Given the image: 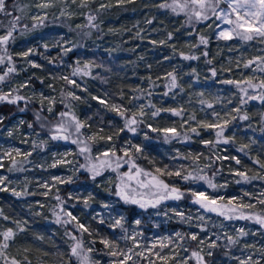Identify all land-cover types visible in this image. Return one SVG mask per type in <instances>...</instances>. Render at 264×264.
Here are the masks:
<instances>
[{
  "label": "trees",
  "instance_id": "1",
  "mask_svg": "<svg viewBox=\"0 0 264 264\" xmlns=\"http://www.w3.org/2000/svg\"><path fill=\"white\" fill-rule=\"evenodd\" d=\"M19 2L29 0H16L15 6L10 8L12 14L20 17V23L9 43L0 46V53L11 57L8 67L15 71L4 74L0 96H8L9 100L17 96L23 99L14 103L0 100V141L6 138V126L13 119L22 118V126H28V138L40 143H32L34 151L23 160L26 165L22 172L27 175L36 167L33 163L38 161L43 148L60 142V139H52V135L68 133V143L79 156L81 171L77 172L75 180L55 182L44 192H37L43 201L38 211L29 203L36 196L23 187L24 175L21 195L0 189V246L8 245L0 247V264L13 260L17 264H38V261L103 264L115 247L123 244L118 236L126 237L122 225H109L94 214L100 209V202L108 198L113 200V208L126 217L125 221L138 219L145 231L154 227L179 229L180 245L189 264H201V259L192 255L198 253V235L192 240L190 230L185 231L179 220L168 215L155 225L154 209L145 212L122 203L113 195L112 178L105 180L106 175H101L91 180L94 173L89 168L97 164L100 155L111 161L122 155L124 161L132 159L152 171L159 168L160 173L166 175L177 167L183 169L182 175L187 168L192 172L202 166L216 185V193L225 196L236 193L245 197L246 191H254V183L264 186V167H261L264 164V101L259 99L264 94V88L259 87L264 80V43L259 37L248 41L235 35L230 40L216 39L215 17L205 22L195 19L190 22L188 17L194 6L189 3L183 11L179 8L173 11V0H87V6L76 16L57 22H52L48 16L42 18V23L35 20V24L17 9ZM102 4L106 7L101 8ZM89 15L96 19L87 25ZM7 16L0 14L3 25L0 33L8 31ZM202 36L208 41L206 45L200 43ZM69 48L71 51L65 52ZM26 52L29 54L24 56ZM193 56L197 58H184ZM249 61L253 63L244 67ZM169 73L176 77L175 88L171 87ZM229 80L240 83H225ZM249 80L257 87H249L246 83ZM17 82H21V86L16 85ZM51 84L57 88L58 96L49 112L38 92ZM241 89H246L247 95ZM70 92L79 99L69 96ZM249 96L257 99H249ZM242 99L246 103H242ZM112 105L127 109L129 118L143 106L145 114L137 115L136 119L142 122L133 125L135 132L125 127V118L111 110ZM62 109L84 125L80 133L54 132L53 126L61 123L57 114ZM156 109L161 111L153 116ZM164 109H175L181 114L174 115ZM37 114L41 121L36 119ZM193 116L195 118L190 119ZM244 116L247 119L241 118ZM225 121H228L227 126L219 138L216 135L219 129L200 126L203 123L223 125ZM42 122L46 127L40 126ZM166 128H175L176 135L165 134L162 129ZM191 128H196L199 134L191 132ZM224 139L229 142L224 143ZM122 144L131 148L127 155L122 153ZM137 147L141 151L138 152ZM82 148L88 151L82 152ZM6 162L4 170L12 174ZM118 163L120 161L116 160V165ZM126 163L122 165L121 161L123 167ZM235 168L248 179L237 173L233 175ZM108 169H113L111 164ZM50 171L39 168L36 172L47 174ZM161 178L168 185L177 183L184 194L179 202L192 207L190 182L176 175H161ZM87 181H93L95 196H87L84 188ZM200 186L209 185L202 181ZM67 210L78 221L68 216ZM208 214L218 218L214 213ZM235 216L236 221H246L236 213ZM79 222L84 228H80ZM202 224L206 225L203 220ZM9 229L14 235L5 241L2 234ZM105 240L110 242L108 246L103 243ZM78 242L82 247L77 250L78 255H73L71 249ZM229 250L218 245L210 247L202 251L201 261L220 264L230 260Z\"/></svg>",
  "mask_w": 264,
  "mask_h": 264
},
{
  "label": "rangeland",
  "instance_id": "2",
  "mask_svg": "<svg viewBox=\"0 0 264 264\" xmlns=\"http://www.w3.org/2000/svg\"><path fill=\"white\" fill-rule=\"evenodd\" d=\"M15 2L16 0H12L11 2L6 0L7 12L11 13L10 8L13 5L15 6ZM41 3H49L50 6L46 8L37 7V5ZM80 3L81 0H75V2H73V0H29L28 3L19 2L16 6L22 15L32 20L35 24L40 20L34 19L35 17L43 18L49 16L52 22H57L61 21L64 17L76 16L83 8L80 6ZM220 8L228 10L227 3H221ZM50 9L52 11L48 13V10ZM15 17L19 16L11 13V15H8L5 18V21L9 24V22ZM231 18L235 20V15L233 14ZM35 20L37 21L34 22ZM19 23L20 17L17 27ZM89 24L88 21L87 25ZM218 24L220 25V28H217ZM230 27L234 26L222 23L215 19V38L220 39L218 38V32L220 29H227ZM6 32L7 31H3L0 35H5ZM259 38L264 43V38ZM2 49L4 50V47H2ZM0 57L3 58V62L0 63V76L4 77V74L8 73L10 61L8 59L9 57H5L3 53H0ZM1 81L2 80H0V82ZM18 83L21 86V82L15 84L17 85ZM5 92L8 93L9 89H6ZM38 94L44 99L43 102L46 109L49 110L57 99L58 91L57 88L51 84L47 86L46 90L39 89ZM2 96L4 95L2 94ZM64 112H67L69 115L64 118L60 117V113ZM57 116L61 123L65 124L67 131H72L69 133L72 134L77 132L75 121L71 119L72 116L68 111L62 109L58 112ZM22 122L23 120L20 117L13 119L5 128L6 138L0 141V177L4 178L3 183H0V189L9 190L13 193H21L23 189V181L21 182V179L22 175H24L25 182L23 187L26 188L29 194L36 196L34 199L30 200L29 203L31 206H35V209L38 211L41 210L43 201L38 198L39 194L37 192H44L51 185H54L55 182L66 183L75 180L77 172L81 171V162L79 161V156L76 155L75 149L68 143V140L60 139V142L57 144H52L51 146L46 145L47 147L43 148L42 152L38 154V161L35 160L33 163L38 169L35 167L30 174H23L22 171L26 165V162L23 160L28 159L29 154L34 151L31 146L32 143H40L37 141L35 142L34 140L31 141V139L28 138V126L26 125V128H24ZM68 135V133H65L62 136ZM123 145L124 144H122L121 150L123 155H125V153H128L131 148ZM17 151L19 152V155L17 154ZM105 153H107L106 149L104 150V155ZM214 153V156L218 154L216 150ZM169 155L167 157H169ZM108 158L109 157L107 156L100 155L99 161L96 162L97 164H94L100 174L95 175V177L93 174L90 176V179L93 180L101 175H106V177H104L105 180H109L107 178L111 177L114 182L113 195L116 199L118 198L126 205H132L136 209H141V211L146 212L148 209H154L153 214L157 216V219L153 221V223H156L155 225L167 215L179 220L184 225L185 231L190 230L191 236L198 235V253L200 257L201 254H203L202 251L205 252L209 250L210 244L215 242L216 246L218 245L230 249L228 255L230 260H224L220 264H240L241 261H245L246 264H264V226H261V224L257 223L255 220V217L257 216L264 217V186L254 183L252 186L254 191H246L245 197L242 194L236 193L225 196L224 194L216 193L213 187L204 186L200 188V183L202 181L189 180L188 182L191 183V188L189 189L193 192H203L208 197L216 200L217 206L226 213V215H220L218 212L208 211L195 203L194 200L196 197L193 195L191 196L192 207L181 204L179 199L172 198L161 200L159 203H156L158 197L162 193L160 189L155 186L153 178L155 177L158 180L166 181L161 178V175H169H166L165 173L161 174L160 172L152 171L148 168L137 165L132 159L124 161L122 155L115 157L116 160L120 161V163H118L119 167H117L118 164L116 165L115 159L111 161ZM5 161H7V169L11 168L12 174L9 172L8 174L6 170H4ZM14 161L15 163H13ZM103 161L107 163H104ZM121 161L122 165L127 162L125 167L121 165ZM110 164L113 169H108ZM133 164L135 167L132 166ZM39 168L47 171L55 169V171H50L47 174L41 172L37 173L36 171L39 170ZM162 169H164V172L167 170L165 167ZM26 170L28 171L29 169L26 168ZM176 171L181 172L183 169L177 167L174 172ZM185 172L186 173H182V175H187L189 173H192L193 175H207V170L202 166H199L197 170H193L192 172L191 168H187ZM238 172L239 171L235 168L231 173L234 175ZM91 183H93V181L84 182L87 186L84 185L87 196L96 195L92 192L94 187L91 186ZM98 183H100V181ZM169 185L178 188L177 183L171 182ZM121 190L131 198L141 202H147L148 206L141 208L138 204L126 202L120 195H117V192ZM152 204H155L156 206L153 207L151 206ZM100 205V209L94 211L97 219L105 220L109 225H114L116 220H121L123 233L126 237L123 238L122 235L118 236L119 241H122L123 244H118L113 251H117L118 253L122 251L126 253L130 257V259L127 260V264H189L185 251L180 245L181 237L180 235L177 236V233L180 231L179 229L170 230L168 227L156 229L154 227L153 229L145 231L140 223H136L138 219L132 218L129 222L125 221L126 217L122 216L118 210L113 208L114 203L111 198L102 200ZM244 205H251V207H244ZM158 207L160 208L159 212ZM229 209H232V211H229ZM208 212L218 215V218L212 217ZM56 213L57 212H55V214ZM68 213L71 212L67 210V214ZM235 213L238 216L245 215L253 218L246 219V221H236L233 219V217H236ZM70 217H75L74 220L78 221V218L75 215L71 214ZM227 217L232 218L229 219ZM202 220L206 225H201ZM79 223L80 225H83L81 222ZM240 229H243L247 234L241 236L239 234ZM227 237H232L235 242L229 243ZM123 259V256L111 255L108 256L103 264H116V262ZM200 262L203 264L201 260ZM37 263L47 264V262L44 263L42 261H38ZM8 264L12 263L9 262ZM48 264H54V261Z\"/></svg>",
  "mask_w": 264,
  "mask_h": 264
},
{
  "label": "snow or ice",
  "instance_id": "3",
  "mask_svg": "<svg viewBox=\"0 0 264 264\" xmlns=\"http://www.w3.org/2000/svg\"><path fill=\"white\" fill-rule=\"evenodd\" d=\"M73 2H75V0H73ZM121 2H123V0H121ZM227 3L228 5V10L222 9L220 8L221 3ZM189 3L191 5H193L194 7L191 10V15L188 17L189 21L191 22L193 19H195L196 22H205V21H209L212 20L213 17H215L216 20L221 21L222 23H226L228 25H233L234 27H230L227 29H220V31L218 32V38L220 39H225V40H230L233 38V36H238L240 39L248 41V40H252L254 38V36H259L261 38H264V0H185V3L181 4L179 3V0H173V4L175 5V7H172V5H168V7H172L173 11H176L177 8H179L181 11H183L185 8L188 7ZM50 4L49 3H41L39 5H37V7L39 8H46L49 7ZM81 7H86L87 6V0H81L80 3ZM163 6V5H162ZM106 7V5H101V8ZM230 10V11H229ZM0 13H3L5 15H11V13L7 12L6 10V0H0ZM63 14V13H62ZM235 15V20H233L231 18L232 15ZM34 19H40L41 23L43 22L42 18L40 17H35ZM89 23L91 24L92 21H94L96 19L95 16L89 15L87 17ZM19 22V17H15L13 18V20H11L9 22V26H8V31L6 32L5 35H0V46H6L9 41L13 38V32L16 30L17 24ZM35 26V25H34ZM93 27H95L94 24H92ZM0 27H3L2 24H0ZM217 28H220V25H217ZM171 35V34H170ZM200 43L202 44H207L208 41L206 38H204L203 36L200 38ZM5 51H6V47H5ZM29 51H32L31 49ZM71 51V49H65V52ZM29 53H23L24 56H27ZM185 59H196L197 57H184ZM9 61H11V57L8 58ZM3 62V58L0 57V63ZM253 63V61H249L248 63H246L244 65V67H249L251 64ZM36 66V65H34ZM15 71L14 68H9L8 72H13ZM78 71V70H77ZM262 71H264V69H262ZM76 72L73 73V75H75ZM5 75H7V73H5ZM171 78H172V82H171V87L175 88L177 87V83H176V77L173 76L172 73L168 74ZM213 75H215V71H213ZM4 77L0 76V80H3ZM64 79H68L67 77H65ZM70 83L75 84V81H69ZM225 83H236L239 84L240 82L238 81H225ZM248 84L249 87L255 88L257 87L256 85H253L251 83V81H247L246 82ZM78 86V85H77ZM260 88H264V80H262L259 84ZM242 92L245 93V95H247V90L246 89H241ZM167 95V93H165ZM69 96H72L73 99H79V97H76L73 93H69ZM249 99H257V97L255 96H249ZM23 99V97H15L12 100L8 99V96H0V100H8V102L10 103H14L16 102V100H20ZM259 99L264 101V94H261L259 96ZM101 103H105V101L101 100ZM242 103H246V101H244L242 99ZM211 106V105H209ZM154 107V106H153ZM24 109H21V111H23ZM111 110L116 111L117 114H119L121 117L125 118V127L128 128L129 131L135 132L136 128L133 127V125H136L138 122H142V121H138L136 119L137 115L143 116L145 113L143 111V106L140 107V111L139 113H135L133 112L131 114V118H129L126 115V112L128 111L127 109H121L119 107H117L116 105H112L111 106ZM161 111V109H156L152 115H158L159 112ZM164 111H171L173 112L174 115H180L181 112L175 109H164ZM49 112H51V109H49ZM69 114L67 112L64 113H60L61 117H65L68 116ZM218 115V114H216ZM195 117H190V119H194ZM242 119H247V116L241 117ZM36 119L38 121H41V117L39 116V114H37ZM73 121H75V128L76 131L79 132V130L84 126L80 121H78L76 119L75 116H73L71 118ZM228 121H225L223 125L218 124V123H212V124H208V123H203L200 126L204 127V128H214V129H219L216 132L217 137H222L223 133H224V129L227 126ZM42 128L46 127V123L42 122L40 125ZM29 127H31V125H29ZM54 127V132L55 133H60V132H66L67 128L65 126L64 123H60L57 124ZM150 127V126H149ZM153 131H157V129H153ZM162 131L165 134H172L173 136L176 135V130L175 128H166V129H162ZM191 132L199 134L197 132L196 128H191L190 129ZM147 138V136L145 137ZM167 138V136H166ZM52 139H68V136H60L57 134H53L52 135ZM224 143H228V139H224L223 141ZM73 143H75V141H73ZM204 143H210L209 141H205ZM138 152L141 151V149L139 147H137L136 149ZM81 151H88L87 148H82ZM17 154L19 155V152L17 151ZM125 155H127V153H125ZM235 159V158H233ZM237 163H240L239 160L236 161ZM15 163V161L13 162ZM107 163V162H104ZM133 167H135V165H132ZM117 167H119V164L117 165ZM261 167H264V164L261 165ZM11 170V169H10ZM90 171H92L94 173V177L95 175H99V171L96 169V165H92L89 168ZM157 172H160L161 169H157ZM167 175L171 176V175H176V176H181V178L185 181H205L208 183L209 187H216L215 184L212 183V180L210 178H208L207 176L204 175H193L192 173H189L187 175H181L180 171H176V172H167ZM237 175L241 176L243 179L247 180L248 177L245 176L244 173L240 172L237 173ZM93 177V178H94ZM255 178V177H253ZM3 177H0V183H3ZM154 184L155 186L160 189L161 191V195L158 197L156 203H159L161 200H165V199H181L183 197V193L180 191L179 188L176 187H171L170 185L164 183V181L162 180H158L155 177L153 178ZM239 183V181H237ZM15 195H21V193H16L14 192ZM117 195H120L123 199H125L126 202L128 203H132V204H138L141 208H145L147 205V202H141L139 200H136L134 198L129 197L125 192L118 191ZM192 195L194 197H196V199L194 200L195 203L199 204L202 208H205L208 211H213V212H218V214L220 215H226V213L220 209V207L217 206L216 200L208 197L205 193L203 192H193ZM57 199L59 200V197H57ZM85 204H87V201H85ZM151 206L155 207V204H152ZM244 207H251V205H244ZM229 211H232V209H229ZM69 216H71V213H68ZM229 219H231L232 217H227ZM239 218L241 219H252L253 217H249V216H240ZM72 219H75V217H72ZM255 220L257 223L261 224V226H264V217H260L257 216L255 217ZM59 219L57 220V223H59ZM103 222V221H101ZM137 224L140 223L139 220L136 221ZM116 225H121V220H116L115 221ZM80 228H84L83 225H80ZM85 231H87V229H85ZM239 234L241 236L246 235L247 233L244 232L243 229H240ZM4 240L7 241L9 239H11L13 237V232L11 229L7 230L6 232H4L3 234ZM180 234L177 233V236H179ZM192 240H196L197 236L196 235H192L191 236ZM229 243H234L235 241L233 240L232 237H227ZM103 243H105L106 246H108L110 244L109 241L105 240L103 241ZM3 248L8 247L7 243L3 244L2 246ZM82 245L78 242L74 247H72L71 252L73 255H78V249L81 248ZM112 247H115V245H112ZM210 247H216L215 242H213L212 244H210ZM89 251H91V249H89ZM110 255L112 256H123L124 259L121 261L116 262V264H127V260L130 259V257L124 253V252H117V251H112L110 253ZM193 256H196L198 259L202 260V257L199 256V253L193 252L192 254ZM208 255H211V252L208 253ZM86 259V258H85ZM250 259V258H249ZM12 264H17V262L15 260H13ZM240 264H246L245 261H241Z\"/></svg>",
  "mask_w": 264,
  "mask_h": 264
}]
</instances>
